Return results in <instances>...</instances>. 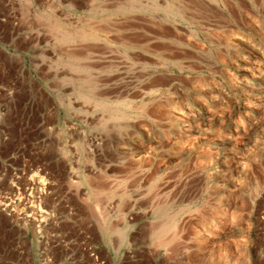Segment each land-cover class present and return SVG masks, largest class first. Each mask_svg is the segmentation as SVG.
Here are the masks:
<instances>
[{
    "label": "rangeland",
    "instance_id": "rangeland-1",
    "mask_svg": "<svg viewBox=\"0 0 264 264\" xmlns=\"http://www.w3.org/2000/svg\"><path fill=\"white\" fill-rule=\"evenodd\" d=\"M0 264H264V0H0Z\"/></svg>",
    "mask_w": 264,
    "mask_h": 264
}]
</instances>
